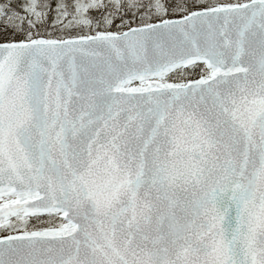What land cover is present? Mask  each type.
Returning a JSON list of instances; mask_svg holds the SVG:
<instances>
[{"label":"snow or ice","instance_id":"6c2138e0","mask_svg":"<svg viewBox=\"0 0 264 264\" xmlns=\"http://www.w3.org/2000/svg\"><path fill=\"white\" fill-rule=\"evenodd\" d=\"M0 264H264V0H0Z\"/></svg>","mask_w":264,"mask_h":264}]
</instances>
